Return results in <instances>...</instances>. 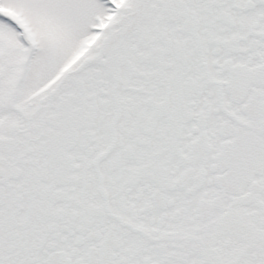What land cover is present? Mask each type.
<instances>
[{"label":"snow or ice","instance_id":"6c2138e0","mask_svg":"<svg viewBox=\"0 0 264 264\" xmlns=\"http://www.w3.org/2000/svg\"><path fill=\"white\" fill-rule=\"evenodd\" d=\"M0 264H264V0H0Z\"/></svg>","mask_w":264,"mask_h":264}]
</instances>
